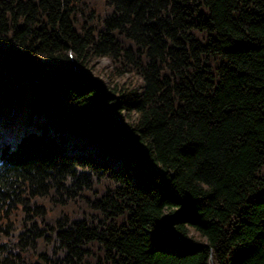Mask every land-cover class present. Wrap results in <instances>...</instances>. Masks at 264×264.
<instances>
[{
    "label": "trees",
    "instance_id": "obj_1",
    "mask_svg": "<svg viewBox=\"0 0 264 264\" xmlns=\"http://www.w3.org/2000/svg\"><path fill=\"white\" fill-rule=\"evenodd\" d=\"M0 264H264V0H0Z\"/></svg>",
    "mask_w": 264,
    "mask_h": 264
},
{
    "label": "rangeland",
    "instance_id": "obj_2",
    "mask_svg": "<svg viewBox=\"0 0 264 264\" xmlns=\"http://www.w3.org/2000/svg\"><path fill=\"white\" fill-rule=\"evenodd\" d=\"M51 68H56L58 67V65H56L53 62L49 63ZM91 67L90 68V72L92 74V76L96 79V80H100L102 81L106 86L108 85H113L114 83H118V84H123L126 83L128 80V77L124 78V79H115L112 77L110 70H111V64L107 59H98L94 62L91 63ZM4 82H6V77L3 78ZM13 82L16 83V81L14 80ZM24 84H29L24 83ZM74 207V206H73Z\"/></svg>",
    "mask_w": 264,
    "mask_h": 264
}]
</instances>
